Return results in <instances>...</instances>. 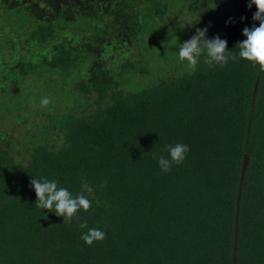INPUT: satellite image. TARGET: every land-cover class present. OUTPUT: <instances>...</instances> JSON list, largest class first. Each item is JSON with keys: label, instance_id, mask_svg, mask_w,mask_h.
<instances>
[{"label": "trees", "instance_id": "1", "mask_svg": "<svg viewBox=\"0 0 264 264\" xmlns=\"http://www.w3.org/2000/svg\"><path fill=\"white\" fill-rule=\"evenodd\" d=\"M182 1L184 16L161 17L197 14V28L221 5L220 29L207 36L230 52L244 27L259 26L248 0ZM166 5L0 0V123L36 128L19 145L0 127V264H264V71L240 59L151 74L141 40L161 34L164 24L149 17ZM176 143L189 151L163 172L153 153L167 157ZM39 176L92 207L71 223L36 208L30 180ZM83 221L106 238L86 245Z\"/></svg>", "mask_w": 264, "mask_h": 264}, {"label": "clouds", "instance_id": "2", "mask_svg": "<svg viewBox=\"0 0 264 264\" xmlns=\"http://www.w3.org/2000/svg\"><path fill=\"white\" fill-rule=\"evenodd\" d=\"M255 5L256 11L252 14V20L258 21L252 27H244L242 35L244 40L238 42L235 47L238 53L230 52L227 49V41L221 39L219 35L208 38V27L195 29L194 35L188 40L178 45V57L181 61H186L192 70H195L199 63H204L209 67H224L229 61L237 62L240 59L246 60L252 66L259 67L264 71V0H248L247 7ZM215 5L213 4L214 8ZM243 21L244 17L240 18ZM48 97L41 99V106L50 103ZM165 150L168 156L153 153V159L157 160L158 166L163 172L171 170L173 164L179 165L189 151L188 145L176 143L166 145ZM30 186L35 192V207L54 212L56 216L63 217V223H71L77 212L83 210L87 212L92 207V202L83 194L71 193L67 188L59 186L57 180H49L45 176L33 177ZM91 192V189H88ZM81 229L87 228V232L81 234L80 239L91 246L94 242L102 241L106 238V233L98 228H88L87 221L79 224Z\"/></svg>", "mask_w": 264, "mask_h": 264}, {"label": "rangeland", "instance_id": "3", "mask_svg": "<svg viewBox=\"0 0 264 264\" xmlns=\"http://www.w3.org/2000/svg\"><path fill=\"white\" fill-rule=\"evenodd\" d=\"M164 1L167 4L165 11L163 9L157 13H155V11L153 12L152 17H149L150 22H155L157 20V22H161L162 24H164L160 29L161 34H158L157 38L155 39L154 37H149L147 41L145 39L141 40L142 42H144L141 43V46L150 45L145 51H143L145 62L148 66L147 69L153 75H157L161 71V67H164L165 64L170 63L173 68L180 64L185 70L191 69L186 61H181L179 59L178 45L190 38L189 35H191V31L195 32L196 27H194V25H190L191 27H189V23L192 21L193 16L198 17V15L193 14L189 19L188 16H186L185 20H177L180 17H176L175 14L168 15L167 19L165 17H161L164 14L170 13L171 11L175 12L178 16H184L185 8L187 7L186 3L182 0ZM220 6L211 8L209 12L208 9H206V12H202V14L204 13L208 17L204 21L203 19H201L197 27L204 28L207 26L208 31L211 34L218 32L221 26V21H217L218 15L216 14L221 11ZM233 12V7L226 6L223 8L221 15L224 16V18L228 19L231 18L230 16L233 14ZM186 29L188 30L185 34L186 37L181 40L182 32ZM34 110L35 108H32L27 111L29 112ZM28 120L33 121L34 116L29 115ZM0 127L1 130L4 129L3 131H8L9 133H11L9 136H7L8 139L13 140L15 143L18 142L19 145L24 142V137L31 136V134L36 131L34 125L27 127L25 125H18L17 122L14 123L8 120L4 121L3 123H0Z\"/></svg>", "mask_w": 264, "mask_h": 264}, {"label": "water", "instance_id": "4", "mask_svg": "<svg viewBox=\"0 0 264 264\" xmlns=\"http://www.w3.org/2000/svg\"><path fill=\"white\" fill-rule=\"evenodd\" d=\"M257 85H258V76H257V78L254 81L253 97H254V94L256 93ZM248 162H249L248 154L247 153H243L242 161H241V167H240V173H239V187H238V192H237V195H236V198H237L236 207H237V209H236V216H235L236 224H235V227H234L235 235L233 237V250H236V241H237L238 226H237L236 219H237V213H238V201H239V198H240V191H241V188H242L243 179H244V176H245V172H246V169H247ZM235 260H236V255L233 254V262H235Z\"/></svg>", "mask_w": 264, "mask_h": 264}]
</instances>
